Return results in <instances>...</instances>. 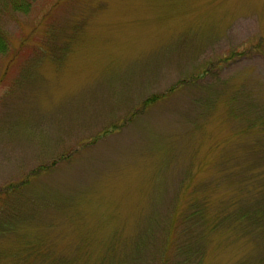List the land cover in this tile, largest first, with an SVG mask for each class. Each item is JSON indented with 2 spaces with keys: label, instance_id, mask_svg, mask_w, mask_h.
<instances>
[{
  "label": "rangeland",
  "instance_id": "rangeland-1",
  "mask_svg": "<svg viewBox=\"0 0 264 264\" xmlns=\"http://www.w3.org/2000/svg\"><path fill=\"white\" fill-rule=\"evenodd\" d=\"M26 1L0 0V264L261 262L231 215L264 201V0Z\"/></svg>",
  "mask_w": 264,
  "mask_h": 264
},
{
  "label": "trees",
  "instance_id": "trees-1",
  "mask_svg": "<svg viewBox=\"0 0 264 264\" xmlns=\"http://www.w3.org/2000/svg\"><path fill=\"white\" fill-rule=\"evenodd\" d=\"M1 1L3 3L4 2L7 3V5H3V6L9 5L11 7V9L14 11H26L27 10L28 3L26 0H1ZM5 50H6V44L4 43L3 38L0 35V53L3 54ZM230 102H232V101H230ZM255 125L258 126L260 130L263 131V133H261V132L259 133L260 134L259 139H261L262 137L264 138V135L261 137V135L264 134V115H260L259 119H257L256 122H249L248 124H245L244 126H246L249 129H251V128L254 129ZM263 157H264V153H263ZM218 165H219V163H218ZM247 167H248L247 165H244L243 170ZM254 168L255 167L250 166L249 172L254 171ZM228 173H229V171H228ZM260 174H262V173L260 172ZM262 175H264V174H262ZM242 178H244V175L243 174L239 175V179H242ZM241 181L242 180H240V182ZM263 185H262V188H260L259 190H257V188H256V190L258 192L257 195L260 196V198H262L264 196ZM246 186H248V185H246ZM253 200H257L256 205L253 208L248 209V210L247 209L235 210V212L231 215V220L232 221H240V223H246V222L251 220V222H253L255 224L257 223L258 226L261 227L260 223H262L264 221V201L259 202L258 199H253ZM249 211L253 212V213L250 214ZM252 216H253V218L251 219ZM224 219H226V217ZM263 226H264V224H263ZM262 232H263L262 234L264 236V229ZM250 236L252 238H256V239H257V237H260V235L257 233H255V235H251V233H250ZM260 260H261V262L264 261V256H262ZM261 262H258V264H260Z\"/></svg>",
  "mask_w": 264,
  "mask_h": 264
}]
</instances>
